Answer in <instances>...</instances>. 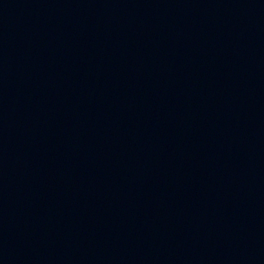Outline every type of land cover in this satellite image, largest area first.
<instances>
[{"label":"water","instance_id":"1","mask_svg":"<svg viewBox=\"0 0 264 264\" xmlns=\"http://www.w3.org/2000/svg\"><path fill=\"white\" fill-rule=\"evenodd\" d=\"M0 264H264V0H0Z\"/></svg>","mask_w":264,"mask_h":264}]
</instances>
